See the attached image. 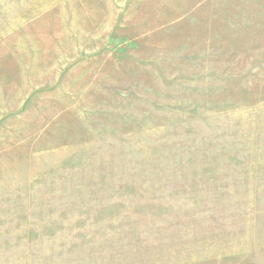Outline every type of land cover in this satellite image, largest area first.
Wrapping results in <instances>:
<instances>
[{
	"label": "rangeland",
	"instance_id": "1",
	"mask_svg": "<svg viewBox=\"0 0 264 264\" xmlns=\"http://www.w3.org/2000/svg\"><path fill=\"white\" fill-rule=\"evenodd\" d=\"M0 264H264V0H0Z\"/></svg>",
	"mask_w": 264,
	"mask_h": 264
}]
</instances>
